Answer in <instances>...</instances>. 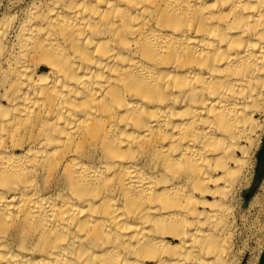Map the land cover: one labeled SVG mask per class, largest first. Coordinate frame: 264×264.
I'll list each match as a JSON object with an SVG mask.
<instances>
[{"label":"bare ground","instance_id":"1","mask_svg":"<svg viewBox=\"0 0 264 264\" xmlns=\"http://www.w3.org/2000/svg\"><path fill=\"white\" fill-rule=\"evenodd\" d=\"M263 116L264 0H0V264H234Z\"/></svg>","mask_w":264,"mask_h":264},{"label":"rangeland","instance_id":"2","mask_svg":"<svg viewBox=\"0 0 264 264\" xmlns=\"http://www.w3.org/2000/svg\"><path fill=\"white\" fill-rule=\"evenodd\" d=\"M262 120V136L250 156L247 180L237 191L233 203L237 218L234 264H264V171L253 185L264 140V116Z\"/></svg>","mask_w":264,"mask_h":264},{"label":"water","instance_id":"3","mask_svg":"<svg viewBox=\"0 0 264 264\" xmlns=\"http://www.w3.org/2000/svg\"><path fill=\"white\" fill-rule=\"evenodd\" d=\"M263 171H264V140H263L261 152L259 153V162L255 173L253 185H256L258 183L260 175L263 173Z\"/></svg>","mask_w":264,"mask_h":264}]
</instances>
